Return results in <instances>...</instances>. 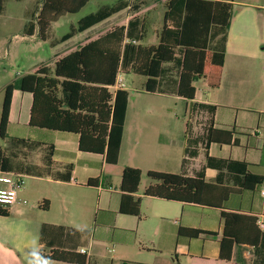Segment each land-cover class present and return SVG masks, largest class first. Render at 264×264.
<instances>
[{"label":"crops","instance_id":"1","mask_svg":"<svg viewBox=\"0 0 264 264\" xmlns=\"http://www.w3.org/2000/svg\"><path fill=\"white\" fill-rule=\"evenodd\" d=\"M225 1L232 2L233 7L236 3H241L242 6L240 7L245 9L237 12V18H235L233 10L221 83L220 87L216 89H221L224 92L227 101L242 104L264 94V89L263 92L260 89V78L263 79L264 86V55L259 52L264 33L259 32L255 16L251 13L253 11H245L259 10L264 6L241 1L236 2L235 0ZM146 3L143 2V4ZM154 7L151 5L145 10L148 12ZM166 10L163 13V24L160 28L153 27L152 18L149 21L144 18L147 30L144 41H150L147 45L158 44V32L164 25ZM125 11L129 12V9ZM138 14L129 13L124 20H119L104 29H96L109 21L111 19L109 18L80 33H88L89 36L79 42L76 48H62L60 53L54 56L53 63L47 66L54 68L58 60L100 39L115 27H127L129 21ZM169 25L173 27L175 22L170 21ZM48 33L44 41L48 39ZM151 34L155 36L154 41L149 39ZM36 35L39 36L37 29L32 36L26 32V36L30 38H34ZM73 38L65 42L62 38L60 42L66 43ZM164 67H167L168 80H172L176 84L173 94L187 102V106L193 111V119H195L196 112L191 108L193 104L214 105L217 110L212 117L213 128L235 133L231 144H210L207 147L209 156L223 160L246 162L250 164L252 173L264 176V124L260 121L261 117H259L255 128L251 126L240 127L237 125L239 113L230 109L229 106L200 101L197 99V95L193 101L179 97L177 90L181 71L180 64L179 62L168 63ZM260 68L262 71L259 70ZM160 86L161 83H159L156 93H150L144 89L143 92L153 95L165 94V92L160 91ZM32 104V94L20 90L14 91L9 137L4 139L10 141V148L1 149L10 159L12 172L9 173L21 175L24 185L18 191V201L10 207L11 215L0 216V264H70L50 260L46 256L58 250L81 255L80 249L88 251V255H82L88 259V264H103L106 260H110L111 264H178L181 258L191 264H209L211 262L214 264H245L248 261L257 260L255 248L251 246L235 247L231 261L219 259V242L222 238L223 229L222 210L184 205L144 194L145 198L178 203L181 206V214L178 213L179 219L171 223L166 216L170 209L165 205L158 208L161 212L159 214L161 215V224L152 231V234L155 237L160 235L166 237V256L163 255V252L151 255V251L147 248H138L137 238L141 232L142 222L145 221L142 216V206L139 216L126 215L120 212L123 195L121 183L120 188H113L112 184L108 182V178L116 176L105 174L104 156L80 151L79 136L72 133L32 128L35 134L27 138L30 139L28 143L13 139L24 138L18 133L29 128ZM240 104L237 107H240ZM129 108L130 100L119 158L121 166L139 168L147 174L149 171L172 173L169 165H173L180 169L181 172L178 174L191 177L206 167V150L203 145L191 147L190 153L187 152L193 140L199 137L195 134L192 120L186 124L187 133L185 131L184 134H179V132L174 134L175 127L173 126L165 127V129L164 127L163 129L160 128L157 142L163 147V151L155 155V158L152 157V153L144 152L145 157H151L153 163L137 164L131 160L132 162L129 164L123 165L121 157L128 133ZM203 113L209 116L207 120L211 118L207 112ZM133 132L134 135L130 136L131 141L133 144H139L141 140H144L146 133H151V130L146 131L143 123H136ZM164 132L167 134L164 135ZM188 133L190 134L189 139H187ZM36 143H41V145L38 146ZM196 150L198 156L194 157ZM198 162H200V166L197 168ZM219 175L220 172L216 169H206V180L210 183H215ZM94 180H98V184L89 183ZM225 184L234 186L229 177L225 178ZM263 192L264 186L260 190H244L239 194H233L224 203V210L252 215L258 218V223H264ZM136 196L142 199L139 192ZM181 227L199 229L214 233L215 236L201 235L197 239L180 238ZM111 245H113L112 248H110ZM116 247L119 251L115 255H111L115 252ZM40 251L43 256H39Z\"/></svg>","mask_w":264,"mask_h":264},{"label":"trees","instance_id":"2","mask_svg":"<svg viewBox=\"0 0 264 264\" xmlns=\"http://www.w3.org/2000/svg\"><path fill=\"white\" fill-rule=\"evenodd\" d=\"M0 0V14L5 2ZM91 0H45L33 15L35 21L26 32L45 40L52 25L67 15L80 13ZM131 1H120L85 16L77 28L63 37V42L83 33L109 18L132 9ZM164 25L158 32V44H141L147 34L146 22L134 17L128 26L115 27L110 33L58 60L54 68L43 66L27 74L5 89L0 119V137H9L10 116L15 90L30 93L33 104L28 127L79 136L82 152L104 156L105 174L121 178L122 201L120 212L139 216L142 199L137 197L143 178L139 168L121 166L120 151L131 93L125 88L116 89L117 79L123 72L144 76V90L156 93L165 72V64L179 62L178 96L196 99L195 83L204 79L208 87L219 88L226 59L228 32L233 18V3L225 0H168ZM135 12L139 7L135 6ZM174 21L175 26L169 22ZM179 56V58H178ZM197 112H207L211 118L202 137L188 147L204 146L207 165L195 176L149 171L151 183L145 196L184 205H196L222 210V238L219 259L231 261L235 247L255 248L258 264H264V231L258 218L252 215L228 212L224 203L241 191L260 190L264 176L251 172L250 164L241 161L210 157L207 147L213 143L231 144L233 131L213 128L214 105L193 104ZM28 143L27 138H13ZM41 145V143H36ZM236 144V143H235ZM198 151H195V156ZM185 164V161H184ZM220 172L215 183L206 180V169ZM0 172H12L10 159L0 148ZM229 177L234 186L225 184ZM98 184V180L90 181ZM240 191V192H238ZM48 203V201H45ZM10 207L0 206V216H10ZM201 235L215 236L199 229L181 227L180 238L197 239ZM179 241V240H178ZM39 256H43L40 251ZM50 260L70 264H88L85 256L58 250L46 256Z\"/></svg>","mask_w":264,"mask_h":264},{"label":"rangeland","instance_id":"3","mask_svg":"<svg viewBox=\"0 0 264 264\" xmlns=\"http://www.w3.org/2000/svg\"><path fill=\"white\" fill-rule=\"evenodd\" d=\"M45 0H7L5 2L4 11L0 14V119L2 113V105L5 95L6 87L18 80L21 76L33 73L37 68L47 66L53 63V58L57 53H60L62 48H76L82 40L88 37L86 34H78L71 41L61 43L60 40L68 33L71 32L72 28H77L79 21L90 14H94L102 8L108 6H114L120 1H131L132 9L122 11L121 13L111 17L105 24L98 26L96 29H104L110 25L115 24L119 20H124L127 14L135 15L137 13L139 21L142 22L144 18L153 19V27H161L163 24V13L166 9V3L168 0H91L89 4L78 14L67 15L60 19V21L53 25L48 33V39L42 40L39 36L30 38L26 36V30L29 28V24L35 21L33 15L36 14L37 10L42 6ZM236 2H247L255 5L264 6V0H235ZM143 2H147L143 4ZM154 5L155 7L146 11L145 9ZM135 6L139 7V11L135 12ZM241 3H236L234 6V16L237 18V12L242 11ZM250 9V8H247ZM245 11L251 12L255 16V22L257 23L258 30L260 33H264V8L261 9H250ZM151 14V15H150ZM151 41L155 40L154 34L149 37ZM262 43L259 46V52L264 55V38L262 36ZM150 41H143L144 45L149 44ZM167 67L161 77L160 91L165 94H146L143 92L144 85L147 78L144 76L135 75L132 72H123L120 77L123 79L124 88L130 91V108H129V120H128V133L126 142L124 145V151L121 157V163L129 164L133 160L137 164L153 163L150 158L145 157L144 152L148 151L152 153V157L163 151V147L157 142L158 131L160 128L173 126L174 134H184L186 130V124L192 120L194 124L195 134L202 137L207 127L208 115L203 112H195L194 118L193 111L187 106V102L179 99L177 95L173 94V90L176 84L172 80L167 78ZM260 71L261 68L259 69ZM260 89L263 92V79L260 78ZM197 88V99L204 101L209 104H217L222 106H229L233 111H237L238 115V126H251L256 127L258 119L261 117V123L264 124V94L260 95L255 99H251L242 104L235 101H227L225 94L221 89L210 88L205 83L204 79H200L195 83ZM238 104H240V107ZM260 114V116H259ZM192 118V119H191ZM196 120V121H195ZM141 121V122H140ZM136 123H143L146 131L144 140H141L139 144H133L131 141V135H134L133 128ZM11 134L12 131H11ZM24 138L34 136L35 132L32 128L24 129L18 133ZM167 133L164 132V135ZM190 134H187L189 139ZM0 148H10V141L4 140L0 137ZM197 168L200 166V162L196 164ZM169 165L172 173H180L178 167ZM113 188H120L121 178L112 177L107 179ZM151 183L150 178L147 174L143 173L142 183L140 186L139 194L142 196V216L145 220L142 222L141 232L137 238V247L151 251V255L155 253L163 252L166 256V245L167 239L164 236L155 237L152 231L161 224L159 214V207L166 206L170 210L167 211L166 216L169 221L175 222L179 219L178 213L181 214V206L178 203H171L161 201L152 198H145L143 196L144 190ZM26 184V180H25ZM146 218V219H145ZM113 245L110 246L112 248ZM119 249L111 255H115ZM136 251V249H133ZM158 254V255H159ZM103 264H111L110 260L104 261ZM121 264V263H115ZM178 264H191L184 258ZM214 264V263H209ZM245 264H258L257 260L253 262L248 261Z\"/></svg>","mask_w":264,"mask_h":264},{"label":"built area","instance_id":"4","mask_svg":"<svg viewBox=\"0 0 264 264\" xmlns=\"http://www.w3.org/2000/svg\"><path fill=\"white\" fill-rule=\"evenodd\" d=\"M124 88L123 79L119 76L115 87ZM24 180L21 175L0 172V206L11 207L18 201V191L23 187ZM264 195V192H263ZM259 227L264 230V223L259 222ZM81 255H88L86 249H80Z\"/></svg>","mask_w":264,"mask_h":264}]
</instances>
